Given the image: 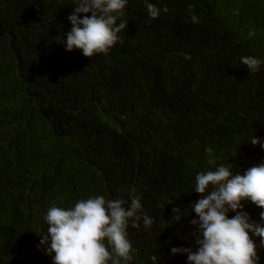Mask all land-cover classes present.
<instances>
[{"label":"trees","instance_id":"obj_1","mask_svg":"<svg viewBox=\"0 0 264 264\" xmlns=\"http://www.w3.org/2000/svg\"><path fill=\"white\" fill-rule=\"evenodd\" d=\"M151 2L169 12L129 0L123 42L91 58L61 43L74 0H0V264H53L37 234L50 206L131 188L153 224L129 226L130 264H188L170 249L197 247L196 174L264 162L249 142L264 139V66L240 62L264 59V0Z\"/></svg>","mask_w":264,"mask_h":264},{"label":"clouds","instance_id":"obj_2","mask_svg":"<svg viewBox=\"0 0 264 264\" xmlns=\"http://www.w3.org/2000/svg\"><path fill=\"white\" fill-rule=\"evenodd\" d=\"M128 4L129 0H74L67 16L71 28L61 40L64 48L79 49L91 58L108 54L123 42L119 34L128 27ZM144 4L149 20L169 12L166 4L160 7L151 0H144ZM219 19L223 23L221 15ZM191 21L199 23V17L193 14ZM224 26L227 29L226 23ZM240 62L250 73L264 66V59L252 55L242 56ZM249 142L264 149V139L256 135ZM233 167L229 162L221 163L196 174L194 189L201 195L191 204L196 218L190 223L195 226L192 234L197 247L174 246L171 255L186 254L188 264H260L258 249L264 248V162L253 164L243 174H233ZM135 192L131 188L128 199L92 195L78 199L73 206H50L43 215L47 231L37 234L53 264H130L134 249L129 226L140 227L142 223L147 229L153 224ZM248 201L261 209L259 220L244 211ZM230 212L235 215L230 217ZM254 237L259 238V244Z\"/></svg>","mask_w":264,"mask_h":264}]
</instances>
